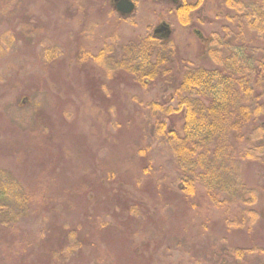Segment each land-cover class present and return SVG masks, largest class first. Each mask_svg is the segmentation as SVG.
Masks as SVG:
<instances>
[{
	"label": "rangeland",
	"instance_id": "obj_1",
	"mask_svg": "<svg viewBox=\"0 0 264 264\" xmlns=\"http://www.w3.org/2000/svg\"><path fill=\"white\" fill-rule=\"evenodd\" d=\"M137 2L135 13L119 31L122 39L135 38L145 18L157 25L167 8L157 1ZM204 2L205 16L212 30L219 32L229 24L225 16L230 10L222 0ZM108 3L0 2V194L7 196L0 197V220L6 218L0 224V264H138L139 258L142 264H204V256L215 250L209 245L221 247V239L229 240L228 235L223 237L226 232L219 228L215 211L188 209L180 194L170 188L172 182L181 179L200 181L201 175L197 166L179 158L180 154L165 143V137L157 135L155 116L163 112L159 107H148L154 100L168 106L166 116L172 114L174 119L168 127L176 128L174 116L181 114L175 109L177 101L169 98L178 82L181 60L194 62L201 57L196 39L189 32L175 29L177 58L165 68L167 71L158 68L155 78L147 79L146 84L129 75L112 80L101 69L93 71L92 87L91 73L76 64L73 41L83 30L86 14L94 16ZM245 43L247 49V39ZM197 64L212 66L203 61ZM144 147L149 148V175L142 170L148 159L146 162L140 154H134ZM48 154L55 155L58 162L47 163ZM92 172L105 175L101 182L107 189L88 191L78 211L60 194L51 192L45 216L18 214L17 194L30 179L37 182L54 174L58 183L72 182ZM242 172L248 181L264 179V168L255 163ZM112 173L114 180H106ZM158 185L164 190L162 201L149 200L151 195L144 190ZM92 218L102 224L98 237L90 230L97 226ZM196 219H206L203 243L209 231L218 239L211 238L208 244H200L202 247L197 245V250L188 249L186 245L191 242L179 230L183 226L194 228ZM260 221L257 226L264 233V218ZM252 236V245L264 246V237L259 238L256 230ZM235 238L246 240L242 234H235ZM262 259L264 253L249 259V264H264L260 263Z\"/></svg>",
	"mask_w": 264,
	"mask_h": 264
},
{
	"label": "trees",
	"instance_id": "obj_2",
	"mask_svg": "<svg viewBox=\"0 0 264 264\" xmlns=\"http://www.w3.org/2000/svg\"><path fill=\"white\" fill-rule=\"evenodd\" d=\"M3 1L0 0L1 3ZM222 4L229 8L231 6L232 8L237 7L225 16L227 20L237 23L241 29L245 27L244 24H250L247 28L245 27L248 34L244 36H248L247 41L250 43L249 49L246 50L251 55L249 65L238 72L228 64V59L220 58L223 61L218 70L198 69L188 75L179 77V83L171 95L177 97L178 106L182 110L185 108L183 116L201 119L228 118L230 120L228 123L218 121L212 124L203 122L198 125L202 127L203 133L215 134L214 141L216 144L213 147L204 146L201 149L202 151L197 154L192 147L187 150L190 152L188 154H180L181 150L176 152L180 154L179 158L185 157L191 165L200 168L198 175H201L199 176L201 180L212 182L230 181L235 188L234 191L243 192L245 186L243 185L244 175L242 171H244L245 166L255 163L264 168V0H222ZM82 33H84V30L80 32V34ZM81 45L82 41H79V50L75 55V58H77L76 64L80 69H85L89 74L91 73L92 78V56ZM237 62H242V60ZM122 64L123 62H119L113 66H104L102 70L109 79L113 80L122 75L120 70L123 68ZM154 69L146 73L142 67L138 70L137 68H130V70L125 68L134 75L133 77L137 81L143 84L147 83V79L153 78L155 75ZM92 79L89 84L93 87L92 81L95 80ZM217 87H222V89L219 90ZM190 88L196 89L190 95H195V99H191V97L185 99L183 97V91L191 92L188 90ZM148 107H159L164 113L162 104L157 100L148 102ZM155 118L157 119V126L155 125L157 135L162 137L166 135L169 140L176 139L179 141L177 132L168 127L169 124H166L165 114L159 117L155 116ZM187 125L193 126L190 123ZM148 149L144 147L134 151V154H140L145 161L146 158L148 159L147 164L142 166L143 172L147 175L150 174L151 169L149 156L147 155ZM46 156L47 163L58 162L55 155L48 154ZM46 168L47 165L44 169ZM104 176L92 172L80 176L75 181H59V183L56 181L54 174L45 175L44 180H41L40 177L37 182H34L36 181L35 178L30 179L26 182V186L21 188V192L17 194L18 199L16 201L20 207L18 214H22V217L25 213H29L34 217L45 216V206L49 204L46 200H50L49 194L51 192L54 195L60 194L68 203H71V207L77 208L78 211L81 205L80 201L84 198L82 196H85L88 191L102 189L103 187L107 189L101 182ZM204 177H207V179H204ZM114 178L112 173L106 180L113 181ZM180 182L181 187L172 186L170 188L180 190L181 202L188 209L205 208L207 211L213 209L216 214L215 218L220 223L219 228H223L226 232L232 228L251 229L245 209L242 207L245 204L248 208L251 203L250 200L241 201L242 197L237 194L234 197V203L228 201L226 197L221 196L222 185H209L205 189H200L198 181H193L191 178L181 179ZM164 187L167 189V186ZM260 188L264 193V186ZM2 190L5 189L2 188ZM144 191L151 195L150 197L147 195L151 201L153 199L162 201L163 199L161 191L164 190L160 185L156 189H145ZM3 196H6V194H0V197ZM251 197L258 198L257 194H252ZM230 204H234V206L230 207ZM127 208L133 210L131 207L125 209ZM86 215L89 218L87 212ZM206 217L210 218L208 215ZM230 217H233V221H230ZM10 219L12 218L10 217ZM91 220L97 222V226L90 230L96 232L94 235L98 237L97 232L102 228V224L93 218ZM5 222L6 218L0 220V224ZM204 222H206V219H202L203 224ZM203 228L205 229V227ZM82 241L81 239L78 244ZM136 262L142 264L140 258L136 259Z\"/></svg>",
	"mask_w": 264,
	"mask_h": 264
},
{
	"label": "flooded vegetation",
	"instance_id": "obj_3",
	"mask_svg": "<svg viewBox=\"0 0 264 264\" xmlns=\"http://www.w3.org/2000/svg\"><path fill=\"white\" fill-rule=\"evenodd\" d=\"M156 1L167 5L161 21L155 25V23L149 22L148 18L143 19L142 30L140 33L136 34L135 38L122 39L119 31L124 23L128 22L135 13L138 5L137 0H109V3L101 7L94 16H92V13H89V15L87 13L86 20L82 24L84 33L80 34V32H78L77 35H79V37H76V41H73L75 48L74 54L76 55L79 50V41H82V48L92 56L91 66L93 67V71H100L102 67L106 65L113 66L115 63L123 62V68L120 69L122 75L134 76L132 73L125 70V68L128 70H130V68H137L138 70L142 67L146 73L155 68V78L158 68H164L162 70L167 71L166 69H168L170 62L173 63L175 58H177L179 47L176 42L174 43L173 35L175 29H180L181 31L189 32L190 35H193L199 46L201 57L194 62L188 59L181 60L182 67L180 70L181 72L177 71L178 82L176 87L179 83V77L182 75H188L190 72H195L198 69L218 70L223 61L220 58L228 59V64L234 67L238 72H240L241 69L244 70L249 65L251 55L246 51V47L244 48V46H246V39L248 38V36L244 37L248 34L245 27L247 28V26L250 25L249 23L244 24L245 27L241 29L237 23L229 21L228 25L219 28V32H214L211 28V22L206 18L205 12L202 9L203 3H205L204 0H150V2L153 3ZM126 2L132 3V9L128 10L126 8ZM225 7L230 11L237 8H232V6L230 8L228 6ZM151 13L153 14V11ZM202 28L208 32L204 33ZM237 39L241 41L238 44L235 43ZM247 45L250 46V43H247ZM235 46H237V49ZM224 47H227V50ZM239 60H242V62H237ZM202 61L204 63H210L212 66H198L197 62ZM160 73H162V71H160ZM217 88L219 90L222 89V87ZM188 90L191 92L184 90L183 97L185 99L190 97L191 99H195V95H190L192 92H195L196 89L190 88ZM171 100L177 101V97L170 96L169 101ZM168 109V106H163V114L166 115V110ZM175 109L177 110V114H181V116H174L177 120V126L174 130H177L179 141L176 139L169 140L166 135L164 140L165 143L175 151L178 152L181 150L182 152L180 154L182 155L187 154L189 147H192L197 154L202 151L201 149L203 146H214L213 141L215 134L203 133L202 127L198 125L203 122L206 124H212L218 121L228 123L230 120L228 118L201 119L185 117L183 116L185 108L182 110L181 107L178 106V101L176 102ZM163 114L161 116H163ZM171 115L166 116V124L174 122ZM189 123L193 126H188L187 124ZM198 170L200 171V168ZM243 177V185L245 186L243 192L234 191L235 188L230 181H222L224 183L207 180L198 181L200 189H205V187L209 185H222V190H220L221 196L226 197L227 200L232 203H234V197L237 194L242 197L241 201H251L248 208H246L245 204L242 205L245 209L248 224L251 229L232 228L227 230V232L225 231V234L222 233L225 238H227L228 235L227 239L229 240L221 239V241H224L221 247H218L216 243L209 245L210 249L214 248L215 250L213 251L214 253H209L204 256V264H249V262H251L249 259H253L256 255L264 253V246L252 245L250 242L254 230L258 232L259 238L264 237V233L262 230L258 229L257 226L258 222H261L260 218H264V214H262L264 209V193L260 188L264 186V180L248 181L245 176ZM172 183L173 184L170 183L172 186H182L181 182L176 183L175 181ZM174 191L180 194V190ZM252 194H257L258 198H252ZM233 206L234 204H230V207ZM197 219L194 228L183 226L179 230L180 233L183 234V238L191 242V244L186 245L188 249L193 247L197 250V245L202 247L200 244H208L211 238L215 237L218 239V236L213 231H209V236L205 238L203 243L202 237L204 236L205 229L203 228L202 220L197 222ZM187 220L188 218L185 216L184 221ZM230 221H233V217H230ZM223 230L224 229H222V231ZM235 234L244 235L246 240H236ZM257 238L258 237H254V239ZM192 243H195V246ZM205 254L204 252V255ZM179 256L182 257V255ZM214 256H221V259L214 260ZM261 262L264 263V260L262 259L260 263ZM197 264H200V262Z\"/></svg>",
	"mask_w": 264,
	"mask_h": 264
},
{
	"label": "water",
	"instance_id": "obj_4",
	"mask_svg": "<svg viewBox=\"0 0 264 264\" xmlns=\"http://www.w3.org/2000/svg\"><path fill=\"white\" fill-rule=\"evenodd\" d=\"M127 1H128V0H127ZM132 7H133L132 3H129V2L127 3V2H126V8H127L128 10H129V9H132ZM128 10H127V11H128Z\"/></svg>",
	"mask_w": 264,
	"mask_h": 264
}]
</instances>
